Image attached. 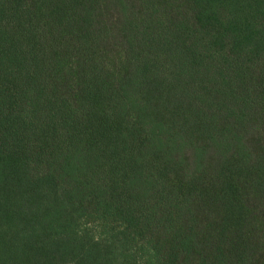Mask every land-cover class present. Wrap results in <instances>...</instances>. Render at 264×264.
<instances>
[{
	"label": "trees",
	"instance_id": "trees-1",
	"mask_svg": "<svg viewBox=\"0 0 264 264\" xmlns=\"http://www.w3.org/2000/svg\"><path fill=\"white\" fill-rule=\"evenodd\" d=\"M0 264H264V0H0Z\"/></svg>",
	"mask_w": 264,
	"mask_h": 264
}]
</instances>
